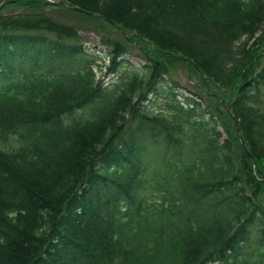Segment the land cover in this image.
Returning a JSON list of instances; mask_svg holds the SVG:
<instances>
[{"label": "trees", "instance_id": "16d2710c", "mask_svg": "<svg viewBox=\"0 0 264 264\" xmlns=\"http://www.w3.org/2000/svg\"><path fill=\"white\" fill-rule=\"evenodd\" d=\"M48 4L156 55L142 47L145 67L104 87ZM4 5L24 10L0 8V264H264V0ZM110 45L113 73L127 51ZM175 62L218 89L206 94L228 118L173 90L170 110L147 109Z\"/></svg>", "mask_w": 264, "mask_h": 264}, {"label": "rangeland", "instance_id": "374dc122", "mask_svg": "<svg viewBox=\"0 0 264 264\" xmlns=\"http://www.w3.org/2000/svg\"><path fill=\"white\" fill-rule=\"evenodd\" d=\"M6 1L7 0H0V8L3 13H17L24 10L20 5L5 7L4 4ZM49 1L55 2L56 0ZM39 10L50 16L53 20L76 29L78 32L77 43L72 42V40L69 39L62 42L68 46H83V54L74 55V58H77V61L79 58H82L85 61L91 62L96 71L97 78L102 81L104 87L111 85L110 87L114 88V84L122 86L124 81H126L125 76L128 74L129 69H131V64L139 69L145 67L147 62L141 54L140 49L142 47H146L152 54L155 53L149 44L136 36H132L129 42L120 28L111 25L102 19L90 17L78 11H74L73 9H69V7L56 4L44 5ZM260 34L261 32L257 33L255 37L250 39L249 43L253 44ZM51 39V41H55L56 37L52 35ZM115 42L121 43L127 52L120 57V59H123L125 62L119 64L116 72L112 73L109 70V66L111 65L109 52L111 47L110 44ZM99 56H103L105 60H100ZM99 64H101V66ZM16 68L18 67L16 66ZM210 87L212 90L218 92V89H216L213 84L210 85L209 83H206L204 78L192 67H189L182 62H175L169 66L168 76L157 83V89L153 92L147 93V100L144 104L150 111L160 112L170 110L171 104L176 103V99L187 106L189 102L186 98H196L201 107L214 108L213 110L216 112L217 116H219L218 112L223 113V116H227L226 107L224 105L218 106V103L215 101L216 99L206 94L207 91L210 90ZM171 90L177 94L176 99L170 94ZM216 107L218 108V111ZM217 125V130H220L222 135L221 139L223 140L227 137L226 133L219 124Z\"/></svg>", "mask_w": 264, "mask_h": 264}, {"label": "water", "instance_id": "95a60500", "mask_svg": "<svg viewBox=\"0 0 264 264\" xmlns=\"http://www.w3.org/2000/svg\"><path fill=\"white\" fill-rule=\"evenodd\" d=\"M229 112L232 114L231 106H229ZM235 125H236V128H237V130H238L239 136H240V138H241V143L243 144V146H245V141H244L243 138H242L241 130H240V128H239V124H238V121H237V120H235Z\"/></svg>", "mask_w": 264, "mask_h": 264}]
</instances>
